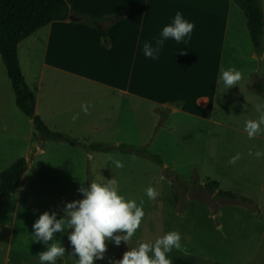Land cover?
<instances>
[{
    "label": "crops",
    "instance_id": "obj_1",
    "mask_svg": "<svg viewBox=\"0 0 264 264\" xmlns=\"http://www.w3.org/2000/svg\"><path fill=\"white\" fill-rule=\"evenodd\" d=\"M65 1L72 8L102 16L123 14L124 17L107 27V45L103 44L104 40L96 29L80 22H54L38 30L20 42L17 48V60L25 83L19 58L21 45L28 51L30 46L33 49L36 43L47 41L46 54L40 65L41 72L50 69L70 78L100 85L104 88L103 98L112 105L116 119L120 116L119 105L115 104L117 101L120 104L146 101L152 105V111L168 108L167 120L174 115H183L200 124L207 135V146L213 148L206 162L213 165L215 180L210 176L207 179L215 181L221 191L248 197L259 210V215H256L239 207L222 205L215 215L218 218L217 228L222 229L223 223H233L229 227L232 233H238L240 229L246 234L249 231L256 232L259 242L261 240L264 243V166L256 167L253 174L250 172L252 158L256 157L257 152L252 151L253 148L264 149V125L251 138L244 130L246 121L257 120L264 115V98L247 88L257 69L256 56L251 47L246 19L236 4L232 0ZM259 1L263 13L261 60L264 76V0ZM177 11L194 23L191 38L181 43L168 39L158 59L146 58L143 55V44L158 39L163 27L171 23ZM45 29L47 31L43 35ZM52 50L55 61L48 59ZM66 53L71 54L75 58L73 60L87 56L89 62L80 63L78 68L57 63L61 55ZM229 65L237 68L242 78L236 85L224 88L219 80L220 68ZM36 84L39 85V81ZM31 91L35 96L36 114V91H39V87L36 85ZM107 109L106 114L98 115L97 118L110 119L111 114ZM154 114L159 119L158 114ZM62 116H65L63 110L58 117ZM79 122L85 124L89 132L91 125L88 119L84 118L81 122L79 118ZM71 138L81 141L85 139L79 136ZM220 143L236 147L240 157L236 164L230 163V160L222 163L219 155L214 157L216 145ZM259 152L264 153V150ZM237 153L227 154L232 158ZM257 158L264 160V155ZM26 160L28 164L20 189L6 199L0 198V264H40L38 254L41 251L37 249L39 243L33 242L30 237V227L36 216L40 215V210L23 200L22 204L20 202L26 187L25 179L31 168L30 160ZM194 206H197L199 212L209 213L205 205L196 203ZM206 216L210 221L213 219L211 215ZM18 219L23 228L18 233L16 243L14 231ZM134 240L136 243L130 245V249L136 247L138 241L154 243L156 238L144 240L136 237ZM259 242L253 250L254 258L260 250ZM128 248L126 244L118 249L122 251ZM168 256L173 264L221 263L217 254L210 256L203 251L199 254L194 249H173ZM77 259L73 254L71 260L62 256L57 258L56 264H76ZM105 262L101 264H110V261ZM94 264L99 263L94 261Z\"/></svg>",
    "mask_w": 264,
    "mask_h": 264
},
{
    "label": "rangeland",
    "instance_id": "obj_2",
    "mask_svg": "<svg viewBox=\"0 0 264 264\" xmlns=\"http://www.w3.org/2000/svg\"><path fill=\"white\" fill-rule=\"evenodd\" d=\"M46 31L47 29L43 30V35ZM22 47L21 45L19 49V58L26 84L31 90L36 85L39 87V91H36L35 115L52 132L85 139H76L78 145L39 141L31 120L23 116L15 106L11 85L0 59V173L20 158L30 160L31 168L25 179L26 187L21 196V204L23 200L39 209L40 215L45 211L49 214L55 212L57 218H60L65 203L82 199L77 191L81 184L88 187L90 182L104 183L114 178L121 195L134 199L137 203L143 199L145 213L132 240L121 242L119 246L127 244L130 249V245L136 243V237L153 240L169 231H177L181 235L182 248L194 249L199 254L203 251L210 256L217 254L221 261L219 264H264V243L261 240L259 242L256 232L249 231L246 234L240 229L238 233H232L229 227L233 223H223L222 229L217 228L218 218L213 217L211 221L207 219L206 215L212 216L208 206L200 203L208 208L209 213L199 212L197 206H194L199 202L188 198L189 196L181 208L182 211H179L173 182L164 174V169L177 174L186 187L192 185L193 181L203 185L208 176L215 180L213 165L206 162L211 157L213 148L207 146V135L200 124L183 115H174L167 120L168 108L152 111V105L146 101H128V104L117 101L115 104L119 105L120 116L116 119L112 105L103 98L104 88L100 85L70 78L50 69H43L41 72L40 65L46 54L47 41L36 43L33 49L30 46L28 51ZM53 53L52 50L48 59L55 61ZM73 59L75 58L71 54L66 53L61 55L57 63L78 68L80 63L89 62L87 56ZM255 64L257 67V57ZM254 75L255 73L251 82L255 79ZM38 81L39 85L36 84ZM81 105L88 106L87 113L81 110ZM107 108L111 118L98 119V115L108 112ZM62 110L65 116L58 117ZM154 113L158 114L159 119ZM76 114H79L78 118L73 121L72 117ZM79 118L81 122L84 118L88 119L91 125L89 132L87 126L79 122ZM92 144L104 147L124 144L136 149L144 148L149 154L157 156L161 163L158 165L152 158L141 154L85 150L84 147ZM254 150L264 149L255 147L252 151ZM229 152L237 153L238 150L228 143H220L216 145L214 157L219 155L224 163L231 159V155L227 154ZM113 158L121 160L124 167L115 168L112 164ZM251 166L250 172L253 174L256 167L263 168L264 160L253 157ZM149 186L157 193L155 199H149L145 195V189ZM193 197L211 203L214 196L196 192ZM230 206L242 208L237 205ZM38 217L39 215L35 221ZM19 219L15 223L16 243L18 233L23 228ZM30 230L33 232L32 225ZM6 231L9 232V229ZM70 231L69 229L68 232ZM117 234L120 233H114ZM53 239L61 240L65 248L64 256L71 260L72 246L67 239V233H56ZM258 242L260 250L254 258L253 250ZM50 243L51 241L39 243L37 249L42 253ZM23 245L26 246L25 243ZM119 246L106 242L105 263L122 258V254L128 249L120 251ZM104 260L95 262L101 264Z\"/></svg>",
    "mask_w": 264,
    "mask_h": 264
},
{
    "label": "clouds",
    "instance_id": "obj_3",
    "mask_svg": "<svg viewBox=\"0 0 264 264\" xmlns=\"http://www.w3.org/2000/svg\"><path fill=\"white\" fill-rule=\"evenodd\" d=\"M194 23L185 19L181 12L177 11L171 23L165 25L160 37L154 42L143 44V55L146 58L158 59L161 48L168 39L176 43L185 42L191 38ZM179 51V50H178ZM242 78L241 72L232 65L221 66L219 80L224 88L236 85ZM85 113L88 106L81 105ZM79 114L73 115L75 121ZM264 125V115L257 120L245 122L244 130L249 138L257 135ZM249 155H252L249 152ZM264 153L257 151L256 157ZM239 153L230 159L235 163L239 159ZM112 164L117 169H122L121 160L113 158ZM82 199L73 200L64 204L63 215L57 218L55 212L49 214L45 211L39 215L32 225L31 239L35 243L49 242L46 251L38 254L40 264H56L59 257L65 255V248L60 239H53L54 234L67 233V239L72 246V254L78 259L76 264H94V261L104 260L106 242L119 246L121 242L128 241L136 233L144 217V201L137 203L134 199H127L120 194L117 181L113 178L104 183L90 182L88 187L82 184L77 189ZM145 195L149 199H155L157 193L151 186L145 189ZM71 230L68 232V230ZM114 233H120L114 235ZM181 235L177 231H169L154 243L137 242V246L128 249L119 260H111L110 264H173L168 254L173 250H182ZM149 253L152 255L150 256Z\"/></svg>",
    "mask_w": 264,
    "mask_h": 264
},
{
    "label": "trees",
    "instance_id": "obj_4",
    "mask_svg": "<svg viewBox=\"0 0 264 264\" xmlns=\"http://www.w3.org/2000/svg\"><path fill=\"white\" fill-rule=\"evenodd\" d=\"M240 9L246 19V26L252 46L257 58L262 55L263 13L259 0H232ZM80 18V24L96 29L107 45L106 29L108 26L121 21L123 14L102 16L88 11L69 7L65 0H0V59L5 68L14 95V103L18 111L32 121L34 131L41 142H61L69 145H78L77 140L57 132H52L35 115V96L26 85L17 60L18 44L44 26L54 22H66L69 16ZM248 90L264 98V77L260 81L255 79L247 86ZM90 152L141 154L155 160L159 165L161 160L157 156L149 154L144 148L135 149L126 145L117 147H104L101 145H89L84 147ZM28 162L20 158L7 170L0 174V198L6 199L14 195L22 186V177L26 171ZM164 173L173 182L177 196L179 211L186 203V198H191L208 206L214 218L219 206L223 204L237 205L252 214L259 215L257 205L248 197L221 191L215 181L209 179L203 185L193 181L186 187L177 174L164 169ZM196 192H203L214 196L211 203L202 198H194ZM223 201V202H221ZM220 202V203H219Z\"/></svg>",
    "mask_w": 264,
    "mask_h": 264
},
{
    "label": "water",
    "instance_id": "obj_5",
    "mask_svg": "<svg viewBox=\"0 0 264 264\" xmlns=\"http://www.w3.org/2000/svg\"><path fill=\"white\" fill-rule=\"evenodd\" d=\"M68 21L78 23L80 22V18H77L73 15L69 16ZM256 81H260L262 79V60L261 58H257V69L254 75Z\"/></svg>",
    "mask_w": 264,
    "mask_h": 264
}]
</instances>
